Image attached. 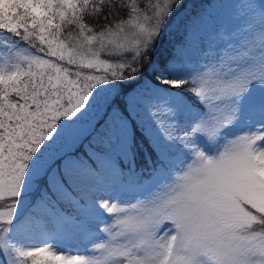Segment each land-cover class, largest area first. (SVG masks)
<instances>
[{
  "label": "snow or ice",
  "instance_id": "6c2138e0",
  "mask_svg": "<svg viewBox=\"0 0 264 264\" xmlns=\"http://www.w3.org/2000/svg\"><path fill=\"white\" fill-rule=\"evenodd\" d=\"M0 264H264V0H0Z\"/></svg>",
  "mask_w": 264,
  "mask_h": 264
},
{
  "label": "trees",
  "instance_id": "16d2710c",
  "mask_svg": "<svg viewBox=\"0 0 264 264\" xmlns=\"http://www.w3.org/2000/svg\"><path fill=\"white\" fill-rule=\"evenodd\" d=\"M186 2L188 4V8L194 14L200 9L202 3H206V0H186ZM180 39H181L180 35L175 32H173V34L171 35L166 33L164 38L161 40L159 47L156 49L154 59L161 60L169 56L172 53L174 44L178 43ZM33 210L34 208H30L29 212H32Z\"/></svg>",
  "mask_w": 264,
  "mask_h": 264
},
{
  "label": "rangeland",
  "instance_id": "374dc122",
  "mask_svg": "<svg viewBox=\"0 0 264 264\" xmlns=\"http://www.w3.org/2000/svg\"><path fill=\"white\" fill-rule=\"evenodd\" d=\"M213 3L220 4V5H227L230 0H212ZM200 11V9L198 10ZM197 11V12H198ZM219 12L222 16L227 15V9L226 8H220ZM174 45H178V43H175ZM173 50V49H172ZM146 144L144 145V148L146 149ZM143 165V157L142 158H137V167H141ZM118 195H121L122 193H117ZM128 195H131V192L128 193ZM20 211H24V206H20ZM103 227V225H101ZM63 239V247L69 251H75V248L73 245L79 244V241H73L71 238H62ZM38 241H33V243H37Z\"/></svg>",
  "mask_w": 264,
  "mask_h": 264
}]
</instances>
